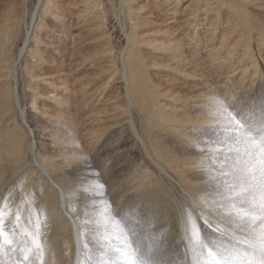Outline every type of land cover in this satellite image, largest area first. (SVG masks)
I'll use <instances>...</instances> for the list:
<instances>
[{
  "label": "rangeland",
  "instance_id": "1",
  "mask_svg": "<svg viewBox=\"0 0 264 264\" xmlns=\"http://www.w3.org/2000/svg\"><path fill=\"white\" fill-rule=\"evenodd\" d=\"M250 1L251 5L246 8L251 18L249 28L232 31L229 27L228 19L236 16L240 9L237 3H233L232 7L219 13L208 12L204 24H211L213 29L208 31L199 24L202 21L197 20L179 27L186 21L185 16L193 11L190 0L181 1L172 10L167 9L166 0H132L130 5L133 8L151 14L152 28L172 29L169 30L172 37H157L165 41L171 39L175 44H186L183 56L188 62L170 61V57L159 54L158 48L144 47L140 51L142 61H138L137 69L146 75L147 87L143 96L131 105L123 80L125 68L122 67V56L129 49L131 25L126 15L127 4L124 0H95L96 8L90 14L98 16L103 26L94 29L75 17L81 9L79 0H54L61 17L58 25L61 36L43 29L39 31L38 54L33 58H22L18 70V102L20 99L25 110L24 118L36 134L37 142L33 143L32 151L52 159V176L63 188L66 210L72 214L80 231L81 256L83 254L85 264H89L90 257L97 264H106L109 260L122 264L126 250H134L137 259L149 264H186L183 239L187 237H182L185 236L182 230L187 215L195 219L207 242H215L240 256L248 251V245L244 243L247 238L245 228L223 222L212 213V209L219 206L217 193L222 190L225 174L230 170L226 165L235 158L236 148L226 140L227 129L223 125L227 122V114L214 101L222 102L229 112L244 109L257 127L264 115V0ZM15 3L0 6V51H3L0 58L16 53L22 33L19 24L9 32L12 36L1 35L5 25H9L3 20L9 14L18 18L23 8L29 10L28 16H20L18 21L28 19L31 9H38L40 5L38 0H18ZM173 14H177L176 17ZM9 35L13 37H9L12 41L6 39ZM220 38L226 39L228 47L232 48L225 60L221 58L226 51L211 59L207 52L216 47ZM194 43L198 45L194 46ZM7 48L6 53L4 49ZM110 62L115 67H110ZM173 68H184L192 76L184 77ZM1 77L8 82L5 76ZM35 82L37 92L31 105L28 87ZM34 107L43 113L31 120ZM7 109L6 112L0 111V132L3 131L0 144L15 131L21 133L23 147L27 133L22 131L15 109L9 104ZM147 115L151 121L149 125ZM124 117H131V124H135L154 160L168 173V179L158 175L146 156L144 144L127 127L128 122L123 124L122 131L121 127L114 128L115 122ZM5 126L7 130H4ZM91 131L96 133L91 134ZM3 148L0 158H6ZM62 149L67 152L66 162L56 156ZM24 158L23 151L18 164V161H12V156L3 160L5 164L0 163V184L3 183L0 225L6 236L18 241L6 247L0 244V259L4 258L5 264L23 260L26 253L20 250L33 247L29 238L34 232L63 240L60 242L70 249V229L65 218L50 219L41 208L54 196L55 189L36 168H32V172L21 167ZM4 165L7 166V175ZM135 197L139 200L129 203ZM164 206L169 211L161 209ZM37 208L42 210L35 212ZM228 211L224 209L223 215ZM162 212L170 219L167 222L169 227L161 223L164 219ZM203 217L214 222L212 228L204 224ZM217 225L221 229L219 232L216 231ZM86 239L91 248L84 247ZM35 254L29 255L31 264H37Z\"/></svg>",
  "mask_w": 264,
  "mask_h": 264
},
{
  "label": "bare ground",
  "instance_id": "2",
  "mask_svg": "<svg viewBox=\"0 0 264 264\" xmlns=\"http://www.w3.org/2000/svg\"><path fill=\"white\" fill-rule=\"evenodd\" d=\"M38 1H39V4H40L38 9L36 7H33L31 9V12H30V15H29L28 19H23L22 21H18V18L20 16L21 17H23V15L28 16L29 10L28 9L24 10V8H23L21 13H20V15L18 16V18L16 16H12L11 14H9L7 16V18H5L3 20V21L9 22V25H5L7 30L4 29L3 33H1V35L2 34H4V35L5 34H10L9 32L12 31V30L14 31L15 30L14 28L19 26V24L21 25L20 27L22 28V30L19 29V28L17 30H19V31L21 30L22 33H21V43L17 46L16 53L14 55H12V56H9V54H6L7 53L6 51L9 50L8 48H7V50H5L6 47H7L6 46L5 49H4V51L6 53L4 52V55L6 54L7 56L6 55L3 56V54H2L3 57L1 56L2 58H0V69H2V71L4 70V72H2L3 74L0 72L1 73L0 77L1 76H3V77L5 76L7 78V81H8V82H4L3 80L6 81V79L3 78V80H2L1 79L2 77L0 78L1 79L0 80V111L1 112H3V111L6 112V110H9V109H7L8 104H9V106L11 105V107L15 109V111L17 112V114H16L17 115L16 116L17 120L19 121V123H20V125L22 127V131H24V134L27 133V139L25 137V144H24V146H23L24 148H23L22 145H21V136H20L21 133L17 134L15 131H14L15 133L11 132L9 134V139L6 140L4 138L5 139L3 141L4 144L3 143H2V145L0 144V146H1L0 154L2 153L1 155H3V152H1V151H2V147H4L3 148L5 150L4 154L7 155V156L4 155V157H6V158L1 157L0 159L3 158V160L4 159L7 160V158L9 156H12L13 157L12 161L13 162L18 161V162H16L18 164L20 159H21V153L24 151V153H25L24 160L25 161L21 160V162L22 161L24 162V164L21 167L24 166L23 167L24 169H31V171L36 168L38 171H40L42 173V177L45 179V181L48 182V184H50V186H52L55 189L54 190L51 187L54 190V196L52 195V197L49 198L50 201L46 200V202H44V205L41 204L43 206L41 208L42 209L44 208V210L46 211V213L48 214V217L50 219L52 218L53 220H55L56 218H59V217L65 218V220H66L65 223L70 229V236H71V239H70V242H69V244H70L69 248L70 249H68L66 246H64L63 245L64 243H61V242H63V240H60L61 241L60 242L59 240L50 237L51 235L47 236V233H45L46 235H44V236L42 235L41 236L37 232H34V233L31 232V234L33 233L31 236L38 235L40 237V243L42 244V251H43L42 257L38 253L35 254L38 257L37 258V264H77V263L78 264H85L84 258H83V254L81 256L82 248H81V244H80L81 243L80 231L77 229V225H76L75 220L72 217V214L66 210V203H67L66 201L67 200H66V194H65L63 188L60 186V183L56 179H54L53 176H52V172H51L52 171V167H51V164H50V160H52V159L48 158L44 154L38 156V154L35 151H32V147L34 149V144L33 143L36 144V142H37L36 138H35L36 134L34 133V129L30 126V124L28 123L27 119L24 118L25 110H24L23 104H21V102H20V99H19V102H18V98H19V95H18V92H17V82H18L17 80H18V76H19L18 75V70L20 68L22 58H25L27 56L33 58V57H35L38 54L37 44L39 43V38H41L39 31L41 29H43V30H45L48 33L57 34L58 36H61V33L58 30V25L61 22V19H60L61 17L57 13V10H59L58 5H56L54 3V0H38ZM79 1L81 3V9L78 10L79 12L75 16V17H77V20L79 22H87L94 29H96V28L100 29L103 26V24L100 22V20L98 21V16H96L94 14H90L93 11V9L96 8L95 0H79ZM131 1L132 0H124V3L127 4V6H126L127 7V9H126V11H127L126 13L127 14L126 15L128 16L129 20L131 21L130 22L131 25L129 24L130 25V33L129 34L127 33L128 34V41H129V49L127 51H125V54L122 56L123 57L122 67L125 68V71L123 73V80H125V83H126V86H127V89H128V103H131V105H132L133 102L137 98H139L141 95L143 96L145 87H147L146 86V81H147L146 75L145 74H141L138 71V69H137L138 61H142L141 60L142 59L141 58L142 55H141L140 51L144 47L147 46V47H149L151 49H152V47H154V48L156 47V48L159 49L158 51H160L159 54L164 55L167 58L170 57L169 60L171 59V60L179 61V63L188 62V59H186V57L183 56L184 55V50L183 49H185V45H186L184 42H180V43L177 42L178 44H175V43H173V41L171 39H168V40L165 41V39L163 40L162 37H160V38L157 37L159 35H165L166 37H169V38L172 37V35H173V33L171 32L172 29H166V30L161 31L160 29L158 30V29L152 28L153 21L151 19V17H152L151 14H145L142 11V9H138V7L136 9L133 8L130 5ZM154 1L156 2L157 0H154ZM181 1H184V0H166V2L168 3L167 9L172 10V7L174 6V8H175L176 6H178L180 4ZM14 2L17 3L18 0H3V1L0 0V6L1 7H5V6L7 7V4H11V3H14ZM190 2H192L191 4L193 5V11L185 16L186 21H184V22L179 24L180 28H182L183 26H185L187 24L191 25V22H194V20H197V21H200V22L202 21L199 24H203L205 26L206 30H208V31L213 30L211 24H209L208 26H206L204 24V19L206 18L208 12L209 11H211V12L215 11V12L219 13V12L223 11L224 8L226 9L228 7H232L233 3H235V4L237 3L238 6L240 7V9L237 12L236 16H232V18L228 19L229 27L232 29V31H242L245 28H247L248 25H251V24H249V23H251L250 22L251 18L249 16L248 12L246 11L247 6L251 5V1L250 0H190ZM16 3L14 5H16ZM33 10H35L36 12H33ZM23 11H24V14H23ZM85 15L92 16V17H94L96 19H94V18L93 19H90V18L86 19ZM173 15H174V17H176L177 14H173ZM191 18H193V20H190ZM45 20H48L49 22L46 23ZM195 26L196 25L194 24L193 25V29H195ZM169 30H171V31H169ZM243 32H245V31H243ZM260 34H262V32ZM10 35L8 36V38L6 37V39L9 40L10 39L9 37L12 36V35L11 36ZM13 35H16V33L15 34L13 33ZM73 36H75V35H73ZM224 36H227V35H224ZM11 38L13 39V37H11ZM149 38H151L152 40L150 41ZM14 40H15V38H14ZM208 40H211V39H208ZM11 41L8 42V43L10 44ZM195 45L197 46L198 44L194 43V46ZM231 48L232 47H228V43H227L226 39L220 38L218 40L217 44H216V47H213L209 52H207V54H209L208 56L212 59L213 58L212 56H214V57H215V55L221 56V53L223 51H226V53L221 58L222 60H225V55L227 54L226 56H228V53L230 52ZM0 52H3V51H0ZM0 55H1V53H0ZM218 56H216V57H218ZM109 64L111 65L110 67H115L114 63L110 62ZM173 71L174 72L175 71L176 72L179 71L180 73L184 74V77H187V78L192 76V73H190L189 71L185 70L184 68H173ZM26 72H28V71H26ZM35 79H36V76H35ZM148 86H150V85H148ZM28 88H29L30 102H31V105H32L34 103L35 92H37V83L36 82L32 83L31 85H29ZM173 100H176V98H173ZM34 108H33L34 109L33 110V114L31 115L32 116L31 120L37 119V117L43 113L42 111L36 109V107H34ZM142 111H143V109H142ZM4 117L5 116H3V118ZM145 117H146L147 123L149 125L151 123L150 117H148V115L145 116ZM166 119H167V117H166ZM168 119H169V117H168ZM97 120H99V119H97ZM131 120H132L131 117H129V119L126 118V117H124L123 119L120 118V119H118L115 122L114 128L121 127L120 129L122 131L124 129L123 124H125V122H128L129 124L127 123V127L131 128L132 131L135 133V135L138 137V139L144 144L142 136L139 134L138 130L136 129L135 124H131ZM174 120H176V119H174ZM169 121H171V120H169ZM172 123H174V121ZM4 130H7L6 126H5ZM94 133H96V132L95 131H91V134H94ZM1 134H3V131L0 132V135ZM22 136H23V134H22ZM90 138H91V136H90ZM34 140H35V142H34ZM1 142L2 141H0V143ZM25 146H26V148H25ZM144 146H145V144L143 145V147ZM21 149H22V151H21ZM145 149H146L145 151H147L146 156L150 159V161L153 164L155 170H157V173H159L158 175L161 178L163 177V179L165 177L168 179L169 175L165 171L163 166L160 163H158V162H156L154 160V158L152 157L150 152L147 150L146 146H145ZM11 153H13L14 155H12ZM56 156L59 157L64 162L67 161L66 160L67 159V152L64 151V149L60 150V152H58L56 154ZM3 160L0 163H3ZM3 164H5V163H3ZM3 167H4L3 170L6 167L5 170L7 171V173L5 172V174L6 175L9 174L8 170H7V166L4 165ZM21 167H20V169H21ZM13 168H12V170H13ZM32 172H30V173H32ZM29 177L30 176H27V178H29ZM2 186H3V183L0 184V205H1V195H2V189H3ZM170 193L172 194L171 190H170ZM52 198H54V199L52 200ZM139 198H141V197H139ZM136 200H139L138 197L137 198L135 197L134 199H131L129 201V203H131V204L132 203H136ZM162 202H164V200ZM121 205L123 206V204H121ZM122 206H121V208H122ZM157 206L161 207V206H159V204H157ZM31 207L32 206H31V203H30V208ZM55 207L56 208L58 207L60 209V211H59V209H56ZM4 208H5L4 206L1 207V214H2V212L4 210ZM30 208H29V210H30ZM121 208H118V209L121 211L122 210ZM39 209L37 208V210L35 212L39 211ZM42 209H40V210H42ZM161 209L169 211V209L166 208V206L162 207ZM50 213H52V214H50ZM162 214L164 215V219L162 220L161 223L168 224L167 227H169L170 223H167V222H169L170 219L167 218L168 216L165 213L162 212ZM34 215H35V213H34ZM100 223H101V221H100ZM163 224H162V227H166ZM23 226H25V225H23ZM99 226H100V224H99ZM28 227H30V225ZM180 227H181V223H180ZM33 228H34V226H33ZM155 228H153V229H155ZM24 229L26 230V227ZM75 229H77L76 233H75ZM181 229H182V227H181ZM30 230H31V228H30ZM33 231H36V230H33ZM26 232H28V231H26ZM182 232H184V228H183ZM8 236L5 235V237L3 239L4 240L10 239V240H12V243L13 242L18 243V241L14 240V239H12V237L10 238ZM182 237L184 238V237H186V235L182 236ZM29 239H30V244H31V238H29ZM186 239L185 240L183 239V241L186 242V243L184 242V244H187V240ZM1 245H2V247H6L7 246L6 243H3ZM174 246H173V249H174ZM170 247H172V246H170ZM26 254H28V256L29 255H33V252L32 253H26ZM2 260L4 261V264H5L6 260H4V258Z\"/></svg>",
  "mask_w": 264,
  "mask_h": 264
},
{
  "label": "snow or ice",
  "instance_id": "3",
  "mask_svg": "<svg viewBox=\"0 0 264 264\" xmlns=\"http://www.w3.org/2000/svg\"><path fill=\"white\" fill-rule=\"evenodd\" d=\"M214 102L227 114V122L223 125L227 129L226 140L235 144L236 148L235 158L226 165L230 170L225 174L222 190L217 193L220 196L219 206L213 207L212 213L223 222L230 225L236 223L245 228L247 238L244 243L248 245V251L240 256L215 242H207L195 219L187 215L184 222L186 264H264V115L257 127L244 109H236L233 113L224 108L219 100ZM224 209L229 210L227 215H223ZM203 219L204 224L212 228L214 222L207 217ZM216 231H221L218 225ZM4 237L5 232L0 225V244L11 246L12 240H4ZM31 244L33 247L20 251L35 252L42 257V244L38 235L31 236ZM84 247L91 248L87 239ZM123 257L122 264H149L137 259L134 250H126ZM0 264H4L2 259ZM16 264H31L28 254ZM89 264L97 262L90 257ZM106 264L117 262L109 260Z\"/></svg>",
  "mask_w": 264,
  "mask_h": 264
}]
</instances>
